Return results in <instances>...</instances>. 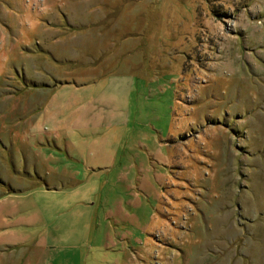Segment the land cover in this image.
Returning <instances> with one entry per match:
<instances>
[{
  "label": "rangeland",
  "instance_id": "rangeland-1",
  "mask_svg": "<svg viewBox=\"0 0 264 264\" xmlns=\"http://www.w3.org/2000/svg\"><path fill=\"white\" fill-rule=\"evenodd\" d=\"M0 264H264V0H0Z\"/></svg>",
  "mask_w": 264,
  "mask_h": 264
},
{
  "label": "crops",
  "instance_id": "crops-1",
  "mask_svg": "<svg viewBox=\"0 0 264 264\" xmlns=\"http://www.w3.org/2000/svg\"><path fill=\"white\" fill-rule=\"evenodd\" d=\"M56 88V87H55ZM88 117H89V114H88ZM73 128V130L75 129V130H83V128L81 127V126H76V127H74V126H72ZM86 129V128H85Z\"/></svg>",
  "mask_w": 264,
  "mask_h": 264
}]
</instances>
